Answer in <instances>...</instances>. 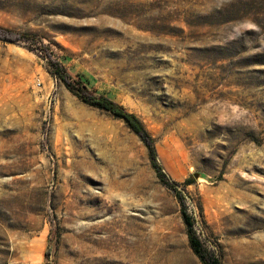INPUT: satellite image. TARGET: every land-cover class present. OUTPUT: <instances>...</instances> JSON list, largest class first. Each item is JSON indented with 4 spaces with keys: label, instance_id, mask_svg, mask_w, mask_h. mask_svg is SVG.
Wrapping results in <instances>:
<instances>
[{
    "label": "rangeland",
    "instance_id": "1",
    "mask_svg": "<svg viewBox=\"0 0 264 264\" xmlns=\"http://www.w3.org/2000/svg\"><path fill=\"white\" fill-rule=\"evenodd\" d=\"M0 28L28 36L0 40V264H201L141 141L45 49L141 121L204 248L264 264V0H0Z\"/></svg>",
    "mask_w": 264,
    "mask_h": 264
},
{
    "label": "trees",
    "instance_id": "2",
    "mask_svg": "<svg viewBox=\"0 0 264 264\" xmlns=\"http://www.w3.org/2000/svg\"><path fill=\"white\" fill-rule=\"evenodd\" d=\"M26 38H28L27 35L16 34L0 28L1 41L14 43ZM44 52L51 74L59 80L72 95L76 96L84 104L103 110L115 119L122 121L124 125L138 137L147 151L150 166L159 183L174 193L180 205V213L185 226L188 245L193 255L201 264H221L220 260L213 253L204 248L197 237L194 230L193 220L187 211L185 199L179 189L180 184L172 181L160 166L153 140L137 116L127 111L122 105L107 96L93 92L89 81L84 77H79V80L73 83L64 66L54 59L46 49ZM191 182L192 181L188 179L182 184V186H186ZM48 257L49 252L47 250L45 252V264H49Z\"/></svg>",
    "mask_w": 264,
    "mask_h": 264
},
{
    "label": "water",
    "instance_id": "3",
    "mask_svg": "<svg viewBox=\"0 0 264 264\" xmlns=\"http://www.w3.org/2000/svg\"><path fill=\"white\" fill-rule=\"evenodd\" d=\"M195 178L197 177V175L194 176Z\"/></svg>",
    "mask_w": 264,
    "mask_h": 264
}]
</instances>
